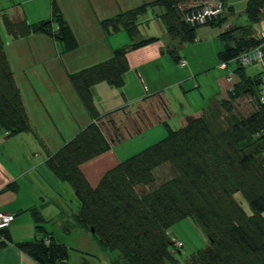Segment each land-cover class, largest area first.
I'll use <instances>...</instances> for the list:
<instances>
[{
    "label": "trees",
    "instance_id": "trees-1",
    "mask_svg": "<svg viewBox=\"0 0 264 264\" xmlns=\"http://www.w3.org/2000/svg\"><path fill=\"white\" fill-rule=\"evenodd\" d=\"M202 1L152 0L100 20L106 36L123 33L129 42L114 48L108 58L68 74L90 122L49 152L45 166L59 181L66 182L76 197L77 210L68 225L90 234L102 258L111 259L110 264H264V0H245L246 25L226 21L227 15L234 14L229 0H219L223 11L216 18L202 25L185 23L184 13ZM52 4L51 19L34 23L26 20L21 9L17 12L22 6H9L12 13L2 14L6 36L15 40L43 33L53 38L57 52L76 50L72 28L55 0ZM149 10L179 46L195 42L199 27L221 28L226 24L215 37L223 43L217 52L218 67L226 72L230 63L237 66L225 75L229 87L224 98L214 99L177 129L162 122L167 126L162 139L119 161L96 185H90L82 167L111 150L112 141L120 136L117 132L105 136L100 117L106 115L115 128L110 116L113 111L99 114L94 105L95 87L100 83L122 87L130 70L127 54L160 41L158 37L136 40L138 19ZM4 42L0 35V130L14 137L33 129ZM257 48L261 57L242 63L241 56ZM165 50L175 63L182 59L175 47L165 46ZM249 65L258 66L259 72L248 74L245 67ZM244 96L253 99L255 109L237 117L231 107ZM29 214L35 236L14 246L35 264H67L68 247L44 226L58 221L64 233H70L71 227L65 228L59 221L60 211L55 220L48 221L37 208H31ZM11 215L9 225L15 218ZM183 220L197 225L207 241L204 248L182 260L180 248L173 246V239H177L173 227ZM8 227L0 229V247L13 243Z\"/></svg>",
    "mask_w": 264,
    "mask_h": 264
},
{
    "label": "rangeland",
    "instance_id": "rangeland-1",
    "mask_svg": "<svg viewBox=\"0 0 264 264\" xmlns=\"http://www.w3.org/2000/svg\"><path fill=\"white\" fill-rule=\"evenodd\" d=\"M55 2L58 3L59 0H55ZM148 2L149 1L143 0H62V4H65L62 15L76 33L75 26L78 25L77 21L79 22L81 19L82 22L85 18L84 15H86V10L83 11V15H80V11L83 7H86L90 11L89 17L91 22L94 23L97 17L96 14L100 8L107 3L114 6L115 10H117L115 13L117 14L120 11L125 12ZM229 2L234 8V14L227 15L226 21L237 25H246L247 21L244 13L246 1L229 0ZM12 4H18V6L24 8L25 18L29 23H34L36 20L50 19V16L52 17L51 12L53 4L52 0H0V35L7 43L5 49H7L11 57L15 58L17 61V72L15 76L20 78V80L29 87L30 83L38 87L41 86L46 88L50 87L53 82L62 81V79L66 81L67 77L65 76L63 78V75L57 72L55 67L62 68L60 57L62 55L65 56L67 52L59 53L58 51L57 53V48L52 47L45 39H49L52 43L54 40L51 36L43 33H38L41 35H37V33H35L26 38L15 40L6 36L2 23V14L8 11L11 14L12 7L9 8V6ZM33 5L39 7L36 9V13L30 11ZM20 9L22 10L21 7ZM151 12L152 10H149L144 16L139 17L136 40L158 37L162 45H165L167 48L175 47L176 54L185 61L187 60V66L182 64L184 67H180L178 63H175L172 57L166 52L164 46L162 48L164 54L159 60L149 63L141 69H130L126 74V81L122 87L112 88L105 83L102 84L104 88L101 83L96 85L95 89H97V94L94 96V104L98 108H108L117 104L120 101L121 91L126 97L142 98L143 100L152 98V101L157 106V118H154L153 111L151 110L148 114L153 115V118H151V115H149V117H143V114H140V122L137 123L129 113L125 114V111L133 112L138 101H129L118 108L126 109L120 111L116 117L120 118L124 115L125 118L117 124L115 123L117 118H114L115 122H113L115 123V128L107 127L105 123H102L101 127L105 132V136L109 138L111 132H117L120 135L112 141V148H114V152L120 161L162 139L166 134L165 128L167 127L161 124L162 122H167V125L171 129H177L185 123L187 117L198 116L199 113L202 112L204 106L211 104L214 99L224 98L226 92L224 93L223 91L222 83L225 81V75H227L230 69H235L237 66L234 62L230 63L226 72L219 70L218 67L217 52L221 50L223 43L215 37L218 32L221 33L225 30L226 24L221 28L202 27L197 32V40L195 42L182 43V45L179 46L178 42L171 41L167 36L164 24L160 20L154 18ZM10 18L12 19L13 16ZM94 25L96 24L94 23ZM89 29L91 30V27H89ZM262 32L264 33V25H262ZM93 33L94 32H92V34ZM110 37L112 38L109 39L108 42L111 45H116L120 39L118 34H111ZM39 41H45L47 45L40 46L43 50L41 52H32L33 49H35L33 42L36 43ZM49 49L53 52H50ZM256 50L260 51L258 48ZM139 51H142V49H137V51L135 50L130 53H133L132 57H134L140 53ZM49 68H51V70H49ZM138 70H142V72H140V80L147 86L145 89H142V84H139L141 88L135 89V85L139 80L135 78V73ZM245 71L250 75H254L255 72H259V67L249 65L245 67ZM178 79H182L180 82L181 85L179 86L176 84ZM233 79L236 80L235 77ZM69 84L70 86L72 85L71 83ZM197 84L198 86H196ZM195 86L197 89H194ZM134 92L135 94H133ZM47 102L48 104L45 106H41L38 103H36L37 105L34 104L31 111V114L36 118V122L40 119H42L43 122H39L40 129L38 130L34 127V123L31 119L33 134L30 135H32L31 137H34L36 141L40 142H35L34 151L32 148L26 151V158L30 161L35 159V154H37V152L41 157L45 155V152H54L61 147L64 142L70 140L75 135L78 128H84L90 120L88 119L85 125H83L85 122L84 110L81 112L75 110L71 116H68L67 113H60L55 110L50 100ZM254 109L255 104L253 99L249 96H244L233 102L231 112L237 113V117L238 114L247 116ZM159 111H161L162 114H159ZM223 114L228 116L226 110H223ZM162 115H164V118H161ZM105 116L106 115L100 117V119H105V122L108 123ZM66 117H69V119H66ZM158 118H161L160 121ZM27 137L30 136H22V138L19 139L24 141L32 139L31 137ZM95 165L99 166L97 171H93V168L88 169L87 172L82 169L90 185H92V180H95L93 184L96 185L102 175L107 171L104 163ZM40 174L44 176L42 179L45 183L42 180L39 182L41 189L44 190V194L47 197L46 200L49 201L50 199L48 197L51 198L50 203L44 205V208H42V216H46L48 211L59 215L60 211V216H58L59 221L63 223V226L65 225V228L71 227L69 230L71 231L70 233H64L63 231H59L62 227L61 224H50V227L52 226L57 231V235L60 236L59 240L64 242L69 249L67 264L97 263L96 257L101 259L102 255L100 250H98V245L90 234L85 231L82 232L81 229L74 225H68L73 223L72 215L76 213L77 210V200L72 188L66 182L59 181L51 172H49V176L44 173V171ZM46 189H49V193H47ZM60 209H62V211ZM56 214L54 215L56 216ZM173 230L175 236L183 243V247L180 249V258L182 260L198 249L204 248L207 241L206 237L202 230L191 220L181 221L173 227ZM84 235L87 237L89 242L88 245H82L81 238ZM107 260L108 259H103V264H108ZM108 262L111 263L110 260H108Z\"/></svg>",
    "mask_w": 264,
    "mask_h": 264
},
{
    "label": "crops",
    "instance_id": "crops-1",
    "mask_svg": "<svg viewBox=\"0 0 264 264\" xmlns=\"http://www.w3.org/2000/svg\"><path fill=\"white\" fill-rule=\"evenodd\" d=\"M143 1L150 2L152 0H143ZM56 4L62 13V11H64L63 7L65 6V4H62V0H59V2ZM189 5L190 4H188V6ZM37 8L39 7H37L36 5H33L30 11L36 13ZM16 10L17 12L21 11L19 7H17ZM85 10H86V15H84L85 17L84 20H82V22H81V19L79 20V22L77 21L78 25L75 26L76 33L73 31L74 36L78 42V48L72 52L67 53L65 56L62 55L60 57L62 68L55 67L56 71L59 72L61 75H63V78L65 76L67 77L66 81L62 79V81L59 80L57 82H53L50 87H46V88L41 87V86L38 87L31 83H30V87L27 86L26 83H24L22 80H20V78H17L15 76L17 72V68H16L17 61L15 58H12L10 52L7 51V49H5L11 69L14 72L15 80L17 82L19 89L21 90L24 106L26 108L27 113L30 114L31 116V117L29 116L30 122L32 119L34 123V127H36L38 130L40 129L39 122L40 121L43 122V120L40 119V120H37L36 122V118L31 114L33 105L38 103L41 106H45L48 104L47 101L49 100L51 104L54 106L55 110H57L60 113L61 112L67 113L68 116H71L75 110H78L79 112L84 110L85 122L83 125H85V123L88 121V119H90V117L83 103L77 97L72 85L70 86L69 84L70 82L68 80V74L74 72L75 70H78L81 67H84L85 65L87 66V65L95 64V63H98L108 58L109 56L112 55L114 48L119 47V45H124L128 43V37L126 35H121L123 33H120V34L118 33V36L120 38L118 43L116 45H111L108 42V40L112 38L110 37L111 35L106 36L104 32L102 31V29L100 28V25H99L100 20L112 17L116 14L115 12L117 10H115L112 4L110 5L109 3H107L105 6L100 8L98 13L96 14L97 17L95 18V21H94L96 25H94V23L91 22V19L89 17L90 11L86 7H83V9H81L80 15H83V11ZM22 11L23 12L25 11L24 8L22 9ZM50 19H51V16H50ZM37 21H41V20H36L35 22ZM68 25L73 30V27L69 23ZM89 27H91L92 31L89 29ZM201 28L202 27H199V29ZM92 32L94 33L92 34ZM37 35H41V34H37ZM45 39L48 41L50 45H52V47L57 48L55 42L51 43L49 39L47 38ZM4 45H7V43L4 42ZM33 45L35 46V49H33L32 52H35V51L41 52L43 50L40 46L41 45L46 46L47 42L45 41H39L36 43L33 42ZM161 47H162V43L159 41V42H156V43H153V44H150L148 46L141 48L142 51H139L140 53L137 56L132 57L133 53H128L126 56L128 66L132 70L136 68L141 69V68H144L147 64L159 60L160 57L162 56L160 54ZM49 51L53 52L50 49ZM18 54H19V51H18ZM185 65L187 66V64ZM49 70H51V68H49ZM138 71H136L135 73L136 80L138 79L140 80V72H142V70L139 72ZM139 80H138V83H136L135 85V89L141 88L140 85L142 84L143 86L144 84L143 82H141V80L140 81ZM181 81L182 79H178L176 84L178 86L181 85L180 84ZM222 87L225 93L227 88L229 87L226 79L225 81H223ZM95 94H97V89L94 90V96ZM133 94H135V92ZM129 101H138L136 104L135 110L133 112L125 111V114L129 113L130 116H132L133 119H135L137 123L140 122V119H139L141 118L140 114H143V117H149V115L151 114H148V113L151 110L153 111L154 118L158 117L156 113L157 106L154 104L153 101H150L148 99L143 100L142 98L140 99L134 98V97L131 98L130 96L126 97L123 95L122 91L120 94V101L114 106H110L108 108H105V107L98 108L96 106L95 107H96V110L101 115L107 114L113 111L110 116L112 117V121L114 122H115L114 118H117L115 122L117 124L118 122L124 120L125 118L124 115L118 118L116 117L117 114L120 111H123L124 109H126V108H121V109H118V108H120L121 105L123 106L125 103H128ZM159 114H162L161 111H159ZM153 115H151V118H153ZM161 118H164V115H162ZM161 118H158L159 121ZM66 119H69V117H66ZM101 121L102 123H105L107 127H111L109 123L105 122V119L104 120L101 119ZM106 121H107V118H106ZM80 129L81 128H78V130ZM30 134L32 133L31 132L22 133L14 137H7L5 133L0 130V212L8 213V214L13 213L15 215L14 221L9 225L8 230H7L13 243L11 244L8 243L6 244V246L0 247V264H35L34 261L29 256H27L24 252H22L16 246H14V243H19V242L28 241V240L33 239V237L35 236V230H34V224H33L32 217L29 214L30 209L37 208L42 215L43 213L42 208H44V205H47L48 203H50V200H51L50 197H48L50 199L49 201L46 200L47 197L44 194L45 193L44 190L41 189L40 182H39L40 180H42L45 183V181L42 179L44 177L43 174H40L43 171L49 176V171L45 166V161L50 151L45 152V155H43L42 157L37 152V154H35L36 156L33 161L28 160L26 158V151L29 148H32V150L34 151L35 142L37 143L40 142V141H36L35 138L31 137L32 135ZM22 136H30L32 139H28L25 141L19 139V138H22ZM30 137H27V138H30ZM119 161H120L119 158L114 152V148H112L107 153L101 154L100 156H97L95 159L84 164L82 169H84L86 172L90 168H93V171H97V168L99 166L95 164L104 163L106 167L105 169L108 170L112 168L115 164H117ZM92 181H93L92 185H94L93 183L95 182V180H92ZM46 191L47 193H49V189H46ZM54 214L56 213H51L50 211H48L47 215L43 216V218L46 221L50 219H54L56 218V216H58L57 214L56 216ZM50 224H53V223L48 221L44 225L45 229L47 231L54 232L56 236H58L57 231L52 226L50 227ZM57 224L59 225L60 223L57 221ZM62 230L63 232L65 231L63 227L59 229V231H62ZM81 240H82V245L89 244L86 235H84L81 238ZM96 259H97V263L95 264H103L102 260L108 259V258L104 257V258L99 259L98 257H96ZM110 262H111V259H110ZM107 263L110 264L108 260H107Z\"/></svg>",
    "mask_w": 264,
    "mask_h": 264
},
{
    "label": "built area",
    "instance_id": "built-area-1",
    "mask_svg": "<svg viewBox=\"0 0 264 264\" xmlns=\"http://www.w3.org/2000/svg\"><path fill=\"white\" fill-rule=\"evenodd\" d=\"M223 11L222 3L217 1H208L204 0L198 7L194 9H190L188 12L184 13L183 20L185 23L195 26L202 25L206 21H210L216 18ZM259 52V53H257ZM257 57H261V52L259 50H255L254 52H247L241 56L242 63H248L250 60L255 59ZM264 65V61H262ZM186 64L184 59H180L178 65L183 67ZM262 81L264 84V74L262 75ZM262 97L264 99V90L262 92ZM13 217L11 214H5L0 212V229L7 228L9 223L12 221Z\"/></svg>",
    "mask_w": 264,
    "mask_h": 264
},
{
    "label": "bare ground",
    "instance_id": "bare-ground-1",
    "mask_svg": "<svg viewBox=\"0 0 264 264\" xmlns=\"http://www.w3.org/2000/svg\"><path fill=\"white\" fill-rule=\"evenodd\" d=\"M203 1H204V0H203ZM203 1H202V2H203ZM208 1H217V2H220L219 0H208ZM220 3H221V2H220ZM200 4H201V3H199V5H200ZM199 5H198V6H199ZM198 6H195V7H198ZM190 8H191V7H190ZM189 10H190V9H189ZM189 10H188V11H189ZM188 11H187V12H188ZM89 122H90V121H89ZM87 124H88V123H87ZM85 126H86V125H85ZM173 246L175 247V250H176L177 248H178V249H179V248L181 249V248L183 247V243H182V241L179 240L178 238H177V239H173ZM178 249H177V250H178ZM175 250H173V252H174ZM177 252H179V251H177ZM179 254H180V253H179ZM189 256H190V255H189ZM187 258H188V257H187Z\"/></svg>",
    "mask_w": 264,
    "mask_h": 264
}]
</instances>
